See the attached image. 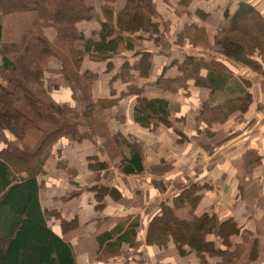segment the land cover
Masks as SVG:
<instances>
[{"label":"trees","instance_id":"16d2710c","mask_svg":"<svg viewBox=\"0 0 264 264\" xmlns=\"http://www.w3.org/2000/svg\"><path fill=\"white\" fill-rule=\"evenodd\" d=\"M116 1L102 0L103 11L97 12L91 0H0V264H78L72 243L48 225L47 215L59 213L43 208L40 197L43 183L39 177L46 171V164L54 155L53 147L60 139L74 143L103 138L110 163L114 162L121 173L140 174L145 169L144 142L135 139L136 129L115 132L108 124V112L118 99H96L93 91L98 72L84 66L86 61L105 62L132 48L131 34L136 31H159L160 13L155 0H125L121 11H116ZM21 12L31 13L33 18L21 33L9 36L7 17ZM228 13L227 25L216 33L222 54L243 65H249L248 59L256 54L259 69L249 67L264 76L261 13L245 2L239 4L233 16ZM92 22L98 27L87 30L85 24ZM50 29L53 38L48 36ZM138 52L141 57L134 66L147 77L152 66L151 53ZM51 59L59 61L60 67H51ZM123 67L126 64H122L121 71ZM180 67L183 74L177 78L179 84L193 81L209 87L212 96L230 88L236 90L232 87L233 72L223 62L187 56ZM202 70L207 71L205 77L200 74ZM55 75L70 88L74 103H60L53 97V91L62 86L54 81ZM158 80L165 88L177 89L175 80L164 79L163 73ZM131 86L129 94L137 97L133 121L139 128L150 131L158 124L171 125L167 97L148 98L141 94V88ZM82 102L87 105L84 111L78 109ZM251 102V92L241 85L234 96L223 97L207 108L228 109L230 116L238 111L245 113ZM131 136L133 142L128 138ZM33 138L35 143L30 142ZM253 158L254 154L248 153L246 163L250 164ZM107 164L100 162L98 167L106 168ZM259 188L257 185L255 191ZM87 189L101 201L107 195L117 196L114 188L102 184ZM240 190L245 192L244 185ZM198 191V185L187 187L175 198L174 205L163 206L150 222L147 243L167 247L173 241L183 253L184 246H189L200 258L199 264H264L259 237L249 241L233 217L220 220L216 213H196L201 196ZM185 205L189 207V217L182 218L177 212ZM157 224L160 230L155 228ZM62 225L65 230L71 223L62 220ZM138 227L137 222L127 227L121 223L100 233L96 238L99 250L113 252L124 243L134 246Z\"/></svg>","mask_w":264,"mask_h":264},{"label":"crops","instance_id":"0c3cea01","mask_svg":"<svg viewBox=\"0 0 264 264\" xmlns=\"http://www.w3.org/2000/svg\"><path fill=\"white\" fill-rule=\"evenodd\" d=\"M243 2L256 7L264 19V0H155L160 13L158 33L138 31V37H144L140 39L142 43L131 35L133 47L124 49L122 54L105 62H85V67L98 72L93 96L118 99L108 115L111 124L117 122V131L136 129L134 137L143 140L145 169L140 174L121 173L114 162L110 163L101 138L74 143L62 138L54 145V155L39 177L43 183L41 203L43 208L59 213L47 215L48 225L72 243L78 264H199L200 258L189 246H184L186 255L181 256L166 253L171 248L175 250L173 241L167 248L146 241L150 222L163 206L174 205L183 189L197 185L201 193L197 214L216 213L220 220L233 217L249 241L258 236L259 248L264 249L261 247L264 229L260 226L264 224V76L225 58L212 50L210 43L206 47L181 36L184 28L190 26L191 30H205L211 40L227 25L226 11L233 16ZM91 4L96 10V0H91ZM124 5L125 0H117L116 11H121ZM85 25L87 30L98 27L94 22ZM48 36L54 37L52 29ZM139 50L151 53L152 66L147 77L134 66L141 57ZM187 56L225 63L234 75L232 87L241 89L243 85L251 92L249 109L234 113L217 126L202 121L204 109L221 101L224 95L220 97L223 92H217L218 97L217 93L212 96L209 87L193 81L178 83L177 78L183 74L180 66ZM49 64L60 67L56 59ZM122 64L127 66L123 71ZM162 73L164 79L175 80V91L159 83ZM200 74L205 77L207 71ZM131 85L141 88V94L148 98L167 97L172 111L171 125L158 124L150 131L139 128L133 121L137 97L129 94ZM52 95L60 103H74L69 87L55 90ZM134 137L128 138L133 142ZM125 152L129 154L127 149ZM248 153L254 154L250 164L245 160ZM100 162L109 164L101 168ZM97 184L114 188L117 196L107 195L99 200L87 189ZM241 185L245 186V192L240 190ZM255 185L260 186L259 192L255 191ZM251 190L254 192L249 193ZM62 220L70 221L71 226L64 230ZM132 222L139 223L134 246L124 243L113 252L99 250L96 238L100 233L121 223L127 227Z\"/></svg>","mask_w":264,"mask_h":264},{"label":"rangeland","instance_id":"374dc122","mask_svg":"<svg viewBox=\"0 0 264 264\" xmlns=\"http://www.w3.org/2000/svg\"><path fill=\"white\" fill-rule=\"evenodd\" d=\"M102 4V2L99 0V1H97L96 0V4L98 5V7H96V11H103L102 10V6H101V4ZM95 4V5H96ZM32 18H33V15L31 14V13H25V12H21V13H16V14H12V15H10V16H8L7 17V21H6V29H7V32H8V35L10 36V35H12V34H17V33H21V31L24 29V28H26L27 26H28V24H30V22H31V20H32ZM160 18V17H159ZM160 20V19H159ZM140 31H142V30H140ZM136 32H138V31H136ZM135 32V34H131L132 35V37H134V40H137L138 42L140 41L141 43H142V40H140V39H144V37H141L140 36V38L138 37V34ZM159 32V31H158ZM157 32V33H158ZM139 33V32H138ZM148 33H151V34H153V33H155V32H153L152 30H150ZM14 36V35H13ZM150 36V35H149ZM182 38H187L189 41L191 40V41H196V43H201L202 45H204V46H208V43H210V48L213 50H215V51H218L221 55H222V51H223V49H222V47L220 46V45H218V43H217V38H216V34H215V36H213L214 38H212L211 40H210V35L208 34V33H206L205 32V30H203V29H197V30H191V29H186V28H184V30H183V33H182ZM219 40V39H218ZM140 43V44H141ZM140 44H137L136 43V46L137 45H140ZM209 48V47H208ZM254 49V48H253ZM248 52L247 53H249V50H247ZM251 52V51H250ZM256 57H257V55L256 54H254V56L253 57H250V59H248V61H250V62H248L247 64H249V65H252V68H254V69H259V62H257V60H256ZM258 59H260V57H258ZM48 63H50V61L48 62ZM240 63H242V62H240ZM249 65H246V66H248L249 67ZM56 77L55 78H53V79H55L54 81H58V82H61L62 83V86L60 87L61 89L63 88V89H66V87H68L67 85H65L63 82H62V79L61 78H59V76H57V75H55ZM238 92V89L236 88V90H234V92H233V89L232 88H230L229 90H226L225 92L223 91V93H221L220 94V97H222L223 95V97H227V96H234L235 95V93H237ZM217 95H219V94H216L215 96H217ZM218 97V96H217ZM216 97V98H217ZM220 97H219V99L218 100H220ZM86 103L85 102H82V103H80V105H79V107H78V109L81 111H84L85 110V108H86ZM110 112V111H109ZM108 112V113H109ZM227 112H228V109H223V110H220V111H211V110H209L208 108H206V109H204V111H203V113L201 114V120L202 121H204V122H206V124L208 125V126H210V125H213V124H215V126H217V125H219V124H224V122L225 121H227V119L231 116V115H233V114H231L230 116H228L227 115ZM108 113H107V115H108ZM110 118H108V124H110V126L114 129V131L116 132L117 131V129L115 128V124H117V122L116 121H114L113 122V124H111V122H110ZM119 123V122H118ZM182 124V123H181ZM119 130V129H118ZM8 137L10 138L11 137V135H9L8 134ZM135 139L137 140H142L140 137H138L137 135H135ZM35 138H33V139H30V142H34L35 143V140H34ZM101 140H102V144L105 142V139H103V138H101ZM143 141V140H142ZM106 143V142H105ZM0 145H1V142H0ZM102 148H103V150L106 152V153H108L107 151H106V149H105V146H103L102 145ZM109 155V154H108ZM256 187H257V185H255ZM245 187V186H244ZM254 188V187H253ZM251 191H253V190H251ZM178 215L180 216V217H182V218H184V217H189V207H188V205H185V206H183V208H181V209H179L178 210ZM261 225V227L264 229V224L263 223H260ZM158 225V224H157ZM167 225L168 224H166V225H163V226H166L167 227ZM160 226L158 225V226H156L155 228H157V230L159 229L160 230V228H159ZM188 230V229H187ZM158 233H159V231H158ZM188 233H189V231H188ZM263 234H264V231H263ZM146 241H147V238H146ZM149 245H151V244H149ZM158 246H160V245H158ZM161 248H162V246H160ZM261 247L263 248L264 247V242H262L261 243ZM163 248H167V247H163ZM184 249V248H183ZM166 253L167 254H173V255H181V256H185L186 255V252L185 253H183L182 252V248L181 249H178V247H177V245L175 244V250H172V248L170 249V251H167L166 250ZM114 255V254H113Z\"/></svg>","mask_w":264,"mask_h":264},{"label":"built area","instance_id":"2783aa9c","mask_svg":"<svg viewBox=\"0 0 264 264\" xmlns=\"http://www.w3.org/2000/svg\"><path fill=\"white\" fill-rule=\"evenodd\" d=\"M254 177H255V175H254Z\"/></svg>","mask_w":264,"mask_h":264}]
</instances>
